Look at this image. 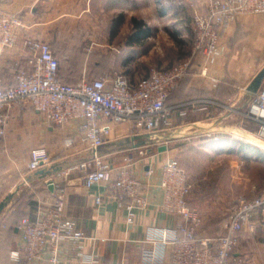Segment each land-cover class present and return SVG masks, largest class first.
Segmentation results:
<instances>
[{"label": "crops", "instance_id": "1", "mask_svg": "<svg viewBox=\"0 0 264 264\" xmlns=\"http://www.w3.org/2000/svg\"><path fill=\"white\" fill-rule=\"evenodd\" d=\"M0 9L19 16L23 24L17 46L0 57V75L6 85L13 83L16 71L27 67L21 47V40L26 37L51 46L66 82L79 81L86 71L101 73L109 69L138 83L147 77L151 67L166 70L173 65L163 54L155 58L152 55L155 36L170 25L164 18L172 16V9L192 14L188 4L178 6L173 1L162 4L158 0H0ZM133 19L140 26L134 27ZM184 25L178 28L179 37L189 35L191 42L182 57H190L192 23ZM122 26L128 29L125 33L120 32ZM171 44L175 50L185 47L177 41ZM192 60L190 75L166 102L171 109L170 124L157 134L167 133V137L163 136L169 140L167 143L153 146L149 134L134 135L130 125L122 123L111 125L107 142L98 149V154L113 167L133 163L134 174L144 186L148 207L136 211L131 225L126 222V212L105 198L104 184L88 190L81 171L65 175L69 168L92 158V151L74 125L63 130L50 127L29 107L6 113V137L0 142V203L7 197L11 199L0 214V264H48L14 263L9 253L19 244L16 230L19 219L25 216L35 219L40 209L53 202L57 187L66 191L64 216L86 237L79 252L64 245L60 264H169L171 248L162 243L161 234L163 230H173L178 218L161 211L158 184L163 163L178 154L177 143L208 138L207 144L217 146L212 150L217 156H233L245 150L247 157L264 162V153L242 143L239 137L242 130L235 123L240 116L248 119L245 115L250 106V88L264 68V16L239 17L221 32L215 56L206 60L195 55ZM203 68L206 72L202 75ZM224 127L230 131L218 130ZM67 136L74 138V144L64 148ZM247 139L264 147L260 140L250 136ZM161 146H166L167 151L158 152ZM38 147L46 149L51 163L31 173L27 171L29 152ZM178 165L190 186L187 204L201 213L203 223L198 235L215 243L229 215V209L225 208L229 198L224 193L209 200L204 196L195 198L194 187L201 180L188 167L182 168L179 162ZM230 168L234 170L237 166L234 163ZM40 170L46 173L39 175ZM51 170L54 172L47 174ZM49 180L53 181L51 190ZM97 196L103 198L99 205L94 202ZM253 220V230L244 228L229 264H264V219ZM89 256L96 262L84 259Z\"/></svg>", "mask_w": 264, "mask_h": 264}, {"label": "built area", "instance_id": "2", "mask_svg": "<svg viewBox=\"0 0 264 264\" xmlns=\"http://www.w3.org/2000/svg\"><path fill=\"white\" fill-rule=\"evenodd\" d=\"M158 1L162 4L173 1L178 6L188 4L192 10V55L166 70L151 67L147 77L138 83L130 82L116 71L104 72L97 79H85L72 86L60 80L59 61L51 46L26 37L21 40V47L27 67L16 71L11 85L4 84L0 75V142L6 137V113L15 108H31L42 116L46 125L59 130L74 125L92 151V158L69 168L65 175L73 170L81 171L83 185L88 190L104 184L105 198L126 212V222L130 225L134 223L136 211L145 210L148 201L142 182L134 174L133 163L113 167L98 154L110 136L111 125L126 123L134 135L149 134L150 137L167 130L171 109L166 101L190 73L193 57L199 55L208 60L215 56L221 32L239 17L264 16V0ZM196 2L200 5L196 6ZM22 26L19 16L0 9V57L17 46ZM205 72L203 68L201 74ZM249 94L250 106L245 116L260 124L259 134L264 136V85ZM73 144L74 138H64V148ZM50 163L46 149L34 148L29 152L27 171L36 172ZM148 173H151L150 166ZM158 187L162 194L161 211L178 218L173 230H163L161 234L162 243L171 248L169 264H229L244 228L253 230V219H264L263 188L258 197L237 201L221 234L212 243L198 235L202 220L187 204L190 186L177 160L169 158L163 163ZM65 201V189L57 187L53 202L40 209L35 219L23 218L19 222L16 227L19 244L9 253L11 262L60 264L64 245L74 252L82 249L86 237L64 216ZM102 201L101 196L94 200L97 205ZM84 259L95 261L90 256Z\"/></svg>", "mask_w": 264, "mask_h": 264}, {"label": "rangeland", "instance_id": "3", "mask_svg": "<svg viewBox=\"0 0 264 264\" xmlns=\"http://www.w3.org/2000/svg\"><path fill=\"white\" fill-rule=\"evenodd\" d=\"M171 15L169 18L168 16L164 18L165 23L169 22L170 25H166V29L159 32L153 40L155 48L153 49L152 55L155 58L163 54L172 60V62L170 61L171 63H175L184 58L182 55L186 52L191 42L189 35L185 38L179 37L181 31L178 29L184 27V23L189 26L191 15L189 12L183 10L176 11L175 9H172ZM119 18L118 16L116 19L119 20ZM127 30L126 27L122 26L120 32L125 33ZM184 32H186V29H184ZM175 41L182 45L185 44V47L182 49L176 48L175 50V45H170V43ZM237 118L235 123L242 130L239 136L241 137L242 143L244 142L251 148L258 150V152L264 153V149L261 147L262 145L259 147L247 139L250 136L264 142V136L259 134L260 124L243 118V116ZM218 130L224 132V130L230 131V128L224 127V129L219 128ZM166 134H154L155 136H151V145L167 143L169 140L163 138V136L167 137ZM208 142V138H196L190 141L182 140L177 143L178 154L173 156V159L177 160L182 168L188 167L189 171L197 174V179L201 180L195 184L193 191L195 198L199 199L200 196H204L209 200L212 197L217 198L224 193V197L229 198L226 200L225 208L229 209L230 214L232 207L235 206L238 200L242 198L253 199L260 195L261 190L264 188V162L259 158L253 159L252 157H247L245 150H240L241 152L239 151L233 156H217L212 153V150L217 146L215 143L207 144ZM215 142L218 143L220 141ZM234 163L237 168L233 170L230 166ZM188 205L191 209L196 210L201 218L200 211L195 207H191L189 203Z\"/></svg>", "mask_w": 264, "mask_h": 264}, {"label": "water", "instance_id": "4", "mask_svg": "<svg viewBox=\"0 0 264 264\" xmlns=\"http://www.w3.org/2000/svg\"><path fill=\"white\" fill-rule=\"evenodd\" d=\"M263 80H264V68L259 72V74L253 80L251 88H250V91L252 93L256 92L261 87ZM157 150H158V152H165V151H167V147L166 146H161ZM53 172L54 171L51 170V171L47 172V174H52ZM45 173L46 172L43 171V170H40L38 172L39 175H44ZM48 187H49L50 190L53 189L52 181L49 182ZM10 199H11L10 197H7L5 200H3L0 203V214L4 211L6 206L9 204Z\"/></svg>", "mask_w": 264, "mask_h": 264}, {"label": "trees", "instance_id": "5", "mask_svg": "<svg viewBox=\"0 0 264 264\" xmlns=\"http://www.w3.org/2000/svg\"><path fill=\"white\" fill-rule=\"evenodd\" d=\"M132 24H133V26L134 27H138V26H140V22H138L136 19H133L132 20ZM55 54V53H54ZM56 56V55H55ZM57 58V57H56ZM58 59V58H57ZM59 61V60H58ZM105 71H107V72H109L110 70L108 69V70H105ZM102 72H104V71H102ZM101 72V73H102ZM101 73H93L92 71H86V73H85V76L84 77H82L79 81H77V82H75V83H70V82H66V81H64L63 79H62V77H61V74H60V62H59V78H60V80L62 81V82H64L65 84H68V85H72V86H76V85H78L82 80H94V79H97L99 76H100V74ZM190 75V73L186 76V77H188ZM185 77V78H186ZM184 78V79H185ZM175 90V89H174ZM173 90V91H174ZM172 91V92H173ZM171 92V93H172ZM171 95V94H170ZM170 95H169V97H170ZM169 97H168V99H169ZM167 99V100H168ZM167 102V101H166ZM23 198V197H22ZM23 218H27L26 216L25 217H22L21 219H19V221L17 222V224H16V227L18 226V224H19V222L23 219Z\"/></svg>", "mask_w": 264, "mask_h": 264}, {"label": "bare ground", "instance_id": "6", "mask_svg": "<svg viewBox=\"0 0 264 264\" xmlns=\"http://www.w3.org/2000/svg\"><path fill=\"white\" fill-rule=\"evenodd\" d=\"M257 144V143H256ZM258 146H259V144H258ZM262 147V146H261ZM263 149H264V147H262Z\"/></svg>", "mask_w": 264, "mask_h": 264}]
</instances>
